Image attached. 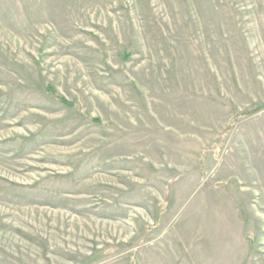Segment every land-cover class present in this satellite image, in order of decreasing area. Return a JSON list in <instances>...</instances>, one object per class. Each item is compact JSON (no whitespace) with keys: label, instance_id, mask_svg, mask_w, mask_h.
I'll return each instance as SVG.
<instances>
[{"label":"rangeland","instance_id":"374dc122","mask_svg":"<svg viewBox=\"0 0 264 264\" xmlns=\"http://www.w3.org/2000/svg\"><path fill=\"white\" fill-rule=\"evenodd\" d=\"M263 106L264 0H0V264H264Z\"/></svg>","mask_w":264,"mask_h":264},{"label":"trees","instance_id":"16d2710c","mask_svg":"<svg viewBox=\"0 0 264 264\" xmlns=\"http://www.w3.org/2000/svg\"><path fill=\"white\" fill-rule=\"evenodd\" d=\"M46 91H47L49 94L55 96L56 99L59 100L63 105H65V106H67V107H74V104H73V103L67 101L63 96L59 95V94L57 93V91H56L54 88L48 86V87H46ZM262 109H264V106L258 108L257 110H262ZM92 120H93L94 122H99V120H97V119H92Z\"/></svg>","mask_w":264,"mask_h":264}]
</instances>
